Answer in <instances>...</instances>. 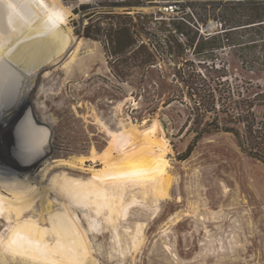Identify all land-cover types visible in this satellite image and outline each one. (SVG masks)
Instances as JSON below:
<instances>
[{"label":"rangeland","instance_id":"obj_1","mask_svg":"<svg viewBox=\"0 0 264 264\" xmlns=\"http://www.w3.org/2000/svg\"><path fill=\"white\" fill-rule=\"evenodd\" d=\"M62 1L72 11L70 26L81 44L64 64L39 80L34 95L39 115L55 121L52 159L98 154L108 146L110 130L144 129L154 121L169 144L168 198L155 202L149 188L141 187L109 190L104 197L121 206V237L111 225L96 233L92 246L97 264H264V163L247 155L226 131L204 134L191 155L184 154L195 136L189 130L194 115L181 73L191 64L186 61L194 59L192 51L183 57L158 58L157 65L150 67L146 65L150 43L143 31H136L138 46L116 54L113 47L118 44L111 41V31L103 30L112 21L106 16L124 14L126 21H138L136 16L142 14L153 20L147 26H156L160 24L156 19L169 20L162 17V2H178L190 12L189 3L206 0H151L147 9L143 0ZM221 22L210 17L202 29L212 34L222 28ZM216 60L225 66L223 79L231 86L252 97L264 91L262 62L229 49L219 50ZM112 64H121V78ZM195 65L199 71L208 64ZM6 127L0 124V158L9 156ZM102 157L88 158L84 165L101 170L106 165ZM64 170L92 176L89 169L65 167L53 172ZM226 186L233 192L225 193ZM236 197L240 200L233 203ZM223 205L227 215L216 220L211 211L219 213ZM138 222H145L143 234L133 243L131 231ZM25 260L0 253V264H35Z\"/></svg>","mask_w":264,"mask_h":264},{"label":"bare ground","instance_id":"obj_2","mask_svg":"<svg viewBox=\"0 0 264 264\" xmlns=\"http://www.w3.org/2000/svg\"><path fill=\"white\" fill-rule=\"evenodd\" d=\"M71 16L62 0H0V124L9 126L4 129L10 136L9 156L0 158V253L35 264H97L96 233L111 225L121 237L122 209L105 200L109 190L149 188L158 202L169 197L172 181L169 144L157 121L144 129L110 130L109 144L98 154L52 159L55 121L39 115L34 95L39 80L81 44ZM98 155L104 168L84 165ZM65 167L89 169L92 176L53 172ZM226 192L232 188L226 186ZM226 210L223 205L211 214L218 220ZM144 225L134 226L133 243Z\"/></svg>","mask_w":264,"mask_h":264},{"label":"trees","instance_id":"obj_3","mask_svg":"<svg viewBox=\"0 0 264 264\" xmlns=\"http://www.w3.org/2000/svg\"><path fill=\"white\" fill-rule=\"evenodd\" d=\"M123 3L130 4L129 1ZM189 9L190 12L182 4L177 13L166 16L169 20L156 19L160 23L156 26H147L152 19L142 14L136 16L138 21L134 18L126 21L124 14L106 16L112 21L110 27L103 30L111 31V41L118 44L113 47L116 54H126L130 45L138 46L136 31H143L150 43L146 60L150 67L157 65L158 58L183 57L192 51L194 59L187 60V65L191 64L181 70L191 99L188 108L194 115L189 130L195 132L184 153L186 157L191 155L204 134L226 131L236 137L247 155L264 163V91L254 97L244 94L223 79L227 70L216 63L219 50L229 49L264 64V0H206L189 3ZM197 9L201 10L198 12ZM210 17L220 18L222 28L205 34L202 24H207ZM102 18L99 16L98 20ZM196 62L208 65L205 70L198 71ZM120 65L112 64L119 78L122 75ZM258 105L260 111L257 110Z\"/></svg>","mask_w":264,"mask_h":264},{"label":"built area","instance_id":"obj_4","mask_svg":"<svg viewBox=\"0 0 264 264\" xmlns=\"http://www.w3.org/2000/svg\"><path fill=\"white\" fill-rule=\"evenodd\" d=\"M143 1L150 2L151 0H143ZM119 2L123 3V2H127V0H119ZM179 8H180V6H179L178 2H167V5H165L164 7H162L160 9L162 17L169 16V15L177 13ZM202 31L204 32L203 29H202Z\"/></svg>","mask_w":264,"mask_h":264}]
</instances>
